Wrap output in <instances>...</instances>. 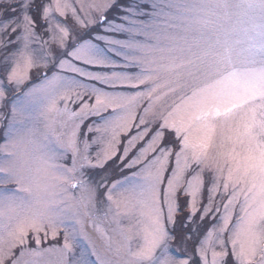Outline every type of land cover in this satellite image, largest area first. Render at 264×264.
I'll list each match as a JSON object with an SVG mask.
<instances>
[{"label":"snow or ice","instance_id":"6c2138e0","mask_svg":"<svg viewBox=\"0 0 264 264\" xmlns=\"http://www.w3.org/2000/svg\"><path fill=\"white\" fill-rule=\"evenodd\" d=\"M0 264H264V0H0Z\"/></svg>","mask_w":264,"mask_h":264},{"label":"rangeland","instance_id":"374dc122","mask_svg":"<svg viewBox=\"0 0 264 264\" xmlns=\"http://www.w3.org/2000/svg\"><path fill=\"white\" fill-rule=\"evenodd\" d=\"M85 2H87V0H85ZM46 246V245H45Z\"/></svg>","mask_w":264,"mask_h":264}]
</instances>
